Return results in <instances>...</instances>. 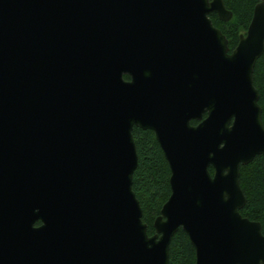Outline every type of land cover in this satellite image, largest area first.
I'll return each instance as SVG.
<instances>
[{
    "label": "water",
    "instance_id": "water-1",
    "mask_svg": "<svg viewBox=\"0 0 264 264\" xmlns=\"http://www.w3.org/2000/svg\"><path fill=\"white\" fill-rule=\"evenodd\" d=\"M212 14L233 18L224 0H0V264H169L180 229L196 264H264L240 184L264 156V0L233 51ZM135 127L171 170L153 236Z\"/></svg>",
    "mask_w": 264,
    "mask_h": 264
},
{
    "label": "trees",
    "instance_id": "trees-1",
    "mask_svg": "<svg viewBox=\"0 0 264 264\" xmlns=\"http://www.w3.org/2000/svg\"><path fill=\"white\" fill-rule=\"evenodd\" d=\"M261 1L224 0L227 9L233 13L232 20L227 23L220 21L216 14L210 15L214 26L228 39L230 51L237 47L240 37L247 33L254 9ZM253 81L260 93L259 104L264 124V55L256 64ZM133 137L139 157L133 190L143 209V222L148 226V234L153 236L154 222L171 195V170L153 132L135 127ZM210 172L214 174L212 168ZM240 184L247 199L241 214L251 221L260 222L264 233V156H258L251 164L241 167ZM169 264H196L195 249L182 229L172 239Z\"/></svg>",
    "mask_w": 264,
    "mask_h": 264
},
{
    "label": "flooded vegetation",
    "instance_id": "flooded-vegetation-1",
    "mask_svg": "<svg viewBox=\"0 0 264 264\" xmlns=\"http://www.w3.org/2000/svg\"><path fill=\"white\" fill-rule=\"evenodd\" d=\"M244 35H246V34H244ZM126 78H128V79H126ZM124 79L126 80V81H130V77L129 76H124ZM192 126H196V120H192L191 121V123H190ZM152 132V131H151ZM154 133V132H153ZM155 135V134H154Z\"/></svg>",
    "mask_w": 264,
    "mask_h": 264
}]
</instances>
